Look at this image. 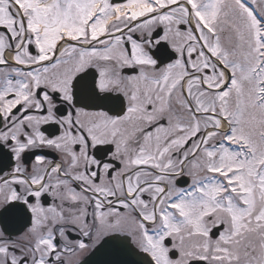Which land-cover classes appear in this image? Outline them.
I'll list each match as a JSON object with an SVG mask.
<instances>
[{
    "label": "snow or ice",
    "instance_id": "1",
    "mask_svg": "<svg viewBox=\"0 0 264 264\" xmlns=\"http://www.w3.org/2000/svg\"><path fill=\"white\" fill-rule=\"evenodd\" d=\"M109 243L264 264V0H0V264Z\"/></svg>",
    "mask_w": 264,
    "mask_h": 264
},
{
    "label": "water",
    "instance_id": "2",
    "mask_svg": "<svg viewBox=\"0 0 264 264\" xmlns=\"http://www.w3.org/2000/svg\"><path fill=\"white\" fill-rule=\"evenodd\" d=\"M111 240V238H107ZM121 240L124 238L121 237ZM87 264H115L117 261L132 260L135 264H144V254L126 255L119 251L113 244H104L98 251H92L84 259Z\"/></svg>",
    "mask_w": 264,
    "mask_h": 264
},
{
    "label": "flooded vegetation",
    "instance_id": "3",
    "mask_svg": "<svg viewBox=\"0 0 264 264\" xmlns=\"http://www.w3.org/2000/svg\"><path fill=\"white\" fill-rule=\"evenodd\" d=\"M118 2H119V0H118ZM10 58V57H9ZM44 151H46V152H48V158L49 159H52L53 157H55V153H51L49 150H47V149H45ZM104 159H107V157H104ZM14 163V162H13ZM183 187H187L188 185H182ZM89 252H86L82 257H81V259L85 256V255H87Z\"/></svg>",
    "mask_w": 264,
    "mask_h": 264
}]
</instances>
